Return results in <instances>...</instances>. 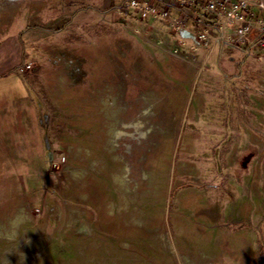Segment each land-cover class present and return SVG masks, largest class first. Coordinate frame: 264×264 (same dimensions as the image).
<instances>
[{
  "label": "rangeland",
  "instance_id": "rangeland-1",
  "mask_svg": "<svg viewBox=\"0 0 264 264\" xmlns=\"http://www.w3.org/2000/svg\"><path fill=\"white\" fill-rule=\"evenodd\" d=\"M110 14L104 0H0V264H236L230 246L264 264L261 36L210 55L176 32L181 48L155 56L146 24ZM104 34L114 64L78 83L62 42ZM49 45L76 64L51 104Z\"/></svg>",
  "mask_w": 264,
  "mask_h": 264
},
{
  "label": "built area",
  "instance_id": "built-area-1",
  "mask_svg": "<svg viewBox=\"0 0 264 264\" xmlns=\"http://www.w3.org/2000/svg\"><path fill=\"white\" fill-rule=\"evenodd\" d=\"M163 5L126 0L123 8L137 12L141 19L154 18L175 32L191 34L200 44L209 46V54L217 44H246L253 30L261 36L264 47V0H166ZM29 69V64L20 67L21 71Z\"/></svg>",
  "mask_w": 264,
  "mask_h": 264
},
{
  "label": "crops",
  "instance_id": "crops-1",
  "mask_svg": "<svg viewBox=\"0 0 264 264\" xmlns=\"http://www.w3.org/2000/svg\"><path fill=\"white\" fill-rule=\"evenodd\" d=\"M149 1H152L156 6L162 7V6H164L163 4L165 3L166 0H149ZM124 2H126V0H104L105 6L109 9H111V14H113L114 16H116V18H118L117 21L119 22V24H128L129 23V24H132V26H139L141 24H146L144 29L146 31H148L149 34L144 35L145 38H147V40L145 38L144 39L146 41H148V43H143L144 47H146V48H144L145 50H147L152 55H155V56L159 55V56L165 57V55H169L168 52L165 50L167 46L170 47L171 44H173L178 49L181 48V46L184 43L175 38V36H174V33H176L175 31L171 30L168 27H167V29L168 30L170 29L172 31V34H170L168 32L165 33V32L159 31V26L163 25L160 21H158L154 18H147V19H141L140 17L138 18V16H140V15L137 12H133V11H129V10L127 11L123 8ZM67 7H70V5L64 6L63 9H67ZM132 17H135V19ZM163 26H165V25H163ZM198 28L200 30H202L203 26L200 25V26H198ZM208 30L210 32H213V30L210 28H208ZM121 36L122 37H125V36L131 37V39L133 40V37L140 36V34H137L134 31H131L129 34H125V36H124V34H122ZM184 37H187V36H184ZM138 38H137V40H138ZM189 38H193V37H189ZM104 39H105V41H108V40H111L112 37L110 34H104V35L98 36L95 39V40L99 41L98 44H95V45L94 44H87V46H85V45H83V43H79V42L78 43L75 42L74 44L71 41L70 42L69 41L62 42V45L60 47L61 51L63 49L67 53L68 52H72V53L74 52L73 56L78 58V61H79L78 66L79 67H77V76L74 78V80H77L78 83H80L82 81L85 82V80H86L88 82V84H90V75H91L92 63L95 64L96 66H98L100 69L101 68L106 69V68L110 67V65L114 64L115 59L113 60L111 58L113 56L112 52H110L106 48L102 49V41H104ZM83 41H85V40H83ZM157 41L159 43H162L161 44L162 46L159 43H158L159 45L156 44ZM165 44L167 46H165ZM56 46H58V45H56ZM56 46L55 45H49V48L51 51H52V49L54 51L56 49ZM131 46H133V44ZM193 50H195V49H193ZM53 51L51 54L53 61H52V59L48 60V62L43 65V68L40 69V74L43 77V83H44V87H43L44 89L43 90H44V92L46 91L44 97H46V98L48 97V99H45V101H47L50 104L52 103V100H53V99H51V98H53L52 89L55 88L56 85H58L57 82L60 83V81H61V82H63V84L66 83L65 81H67L68 73H69V71H71L70 68L73 66H76V64L71 59L70 60L68 59V62H70V63H68L67 59L62 58L60 56H55ZM132 51H136V50L133 48ZM212 52H213V50H212ZM212 52L210 53V55L212 54ZM55 62L57 63V65H55ZM58 65H61V66H58ZM56 68H59V69L56 71ZM55 81H56V84L54 85ZM80 86H81V88L86 87V85L84 83H81ZM184 86H185V84H184ZM42 98H43V96H42ZM54 101H55V99H54ZM257 137L259 138V136H254L256 143L259 146L264 147L263 145L260 144V140L257 139ZM259 197H260V195H259ZM221 252H223V256L225 255L224 253L227 252V254H229L231 256V258H233L236 261V264H249V261L251 259L250 254H249V250L241 251L239 246L236 248H235V246H233V247L230 246L229 248H227L224 251L221 250ZM206 255H208V254L202 253V256H204V258ZM204 258H202L203 263L207 262L204 260ZM212 259H215L214 255H213V258L211 255V260ZM213 261L214 260H212L210 263L213 264Z\"/></svg>",
  "mask_w": 264,
  "mask_h": 264
},
{
  "label": "water",
  "instance_id": "water-1",
  "mask_svg": "<svg viewBox=\"0 0 264 264\" xmlns=\"http://www.w3.org/2000/svg\"><path fill=\"white\" fill-rule=\"evenodd\" d=\"M182 35H183V36H187V37H192L191 34H188V33H186V32H182Z\"/></svg>",
  "mask_w": 264,
  "mask_h": 264
},
{
  "label": "bare ground",
  "instance_id": "bare-ground-1",
  "mask_svg": "<svg viewBox=\"0 0 264 264\" xmlns=\"http://www.w3.org/2000/svg\"><path fill=\"white\" fill-rule=\"evenodd\" d=\"M122 134V133H121ZM119 136H120V134H119Z\"/></svg>",
  "mask_w": 264,
  "mask_h": 264
}]
</instances>
